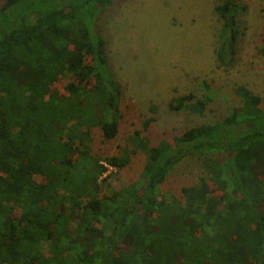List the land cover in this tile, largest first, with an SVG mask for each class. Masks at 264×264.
I'll use <instances>...</instances> for the list:
<instances>
[{"label":"trees","instance_id":"obj_1","mask_svg":"<svg viewBox=\"0 0 264 264\" xmlns=\"http://www.w3.org/2000/svg\"><path fill=\"white\" fill-rule=\"evenodd\" d=\"M113 1L0 5V264H264V110L246 87L218 122L157 145L135 130L122 153H91L92 129L106 140L119 131L120 87L96 29ZM237 6L227 0L220 59ZM209 101L188 93L170 105L202 115ZM138 151L139 179L113 188L106 172ZM193 155L204 174L180 196L163 193Z\"/></svg>","mask_w":264,"mask_h":264},{"label":"rangeland","instance_id":"obj_2","mask_svg":"<svg viewBox=\"0 0 264 264\" xmlns=\"http://www.w3.org/2000/svg\"><path fill=\"white\" fill-rule=\"evenodd\" d=\"M237 3L234 40L232 45L226 42L222 59L218 50L227 0H114L101 11L96 29L106 42L108 65L120 87V119L112 140L99 127L92 129L91 153H122L135 130L157 145L190 127L218 122L241 109L239 86L259 96L264 110V0ZM69 80L59 79L57 87ZM188 93L210 99L202 115L178 103L170 105ZM150 117L145 131L143 121ZM239 129L245 132L248 126ZM145 163L144 153H133L126 167L109 168L107 182L115 189L127 186L139 179ZM203 174L201 158L188 156L168 174L161 191L180 196L182 187Z\"/></svg>","mask_w":264,"mask_h":264}]
</instances>
